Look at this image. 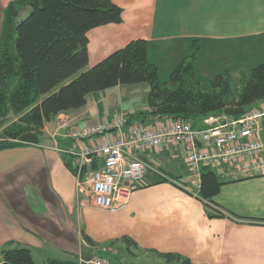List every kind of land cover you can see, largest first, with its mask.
<instances>
[{
	"label": "crops",
	"instance_id": "obj_1",
	"mask_svg": "<svg viewBox=\"0 0 264 264\" xmlns=\"http://www.w3.org/2000/svg\"><path fill=\"white\" fill-rule=\"evenodd\" d=\"M12 1L0 0V34ZM112 1L123 10V22L89 32V68L134 40L148 42L149 62L158 67L162 82L190 54L195 40L201 46L196 75L204 53L230 56L229 48L241 54L258 45L264 60V0ZM136 88L93 93L83 109L46 124L37 145L0 149V264L9 244L28 248L36 264H81L83 248L88 256L113 264H264V176L240 178L232 170H212L223 184L211 201L204 200L185 144L137 153L152 169L121 211L96 210L79 196L69 156L74 143L60 123L77 129L122 117L114 113L113 103L131 100ZM129 108L132 124L162 129L179 121L147 115L148 106ZM260 108L264 101L251 110ZM125 238L135 242V252L125 248ZM168 254L183 261L162 256Z\"/></svg>",
	"mask_w": 264,
	"mask_h": 264
},
{
	"label": "trees",
	"instance_id": "obj_2",
	"mask_svg": "<svg viewBox=\"0 0 264 264\" xmlns=\"http://www.w3.org/2000/svg\"><path fill=\"white\" fill-rule=\"evenodd\" d=\"M122 22L123 10L112 0H14L7 6L0 34V149L27 145L19 139L28 133L42 138L46 124L60 114L81 110L89 95L118 86L147 83V115L189 121L199 130L209 128L205 121L224 116L227 108L249 111L264 101V60L238 92L230 72L213 79L212 93L204 92L195 71L201 50L197 40L165 82L149 62L145 40H134L89 68V32ZM11 116L16 119L9 121ZM201 177L202 197L211 201L223 183L210 168H203ZM123 241L136 248L133 240ZM2 256L4 264H36L28 248L14 244ZM162 256L183 261L179 255Z\"/></svg>",
	"mask_w": 264,
	"mask_h": 264
},
{
	"label": "built area",
	"instance_id": "obj_3",
	"mask_svg": "<svg viewBox=\"0 0 264 264\" xmlns=\"http://www.w3.org/2000/svg\"><path fill=\"white\" fill-rule=\"evenodd\" d=\"M207 129H195L191 122L175 121L166 128L132 124L128 117L95 122L70 129L66 121L59 128L73 141L70 166L78 178L79 196L96 210L125 209L138 184L151 172V165L137 153L169 144L188 146V164L201 190L203 168L224 174L232 170L240 178L264 176V108L239 117H216L205 121ZM116 133L115 135H113ZM100 142L84 144L94 138ZM216 212H224L214 206ZM106 251V250H104ZM85 264H113L93 256Z\"/></svg>",
	"mask_w": 264,
	"mask_h": 264
},
{
	"label": "rangeland",
	"instance_id": "obj_4",
	"mask_svg": "<svg viewBox=\"0 0 264 264\" xmlns=\"http://www.w3.org/2000/svg\"><path fill=\"white\" fill-rule=\"evenodd\" d=\"M28 16V12H25L21 15L20 21L25 19ZM229 52L231 51V55H221L220 53L216 54H209L204 53L203 56L200 58L201 61L198 66L197 76L201 82L202 89L206 93H212V81L213 79L220 74L225 72H230L231 75L235 78L234 88L235 91H239L242 85L244 84L245 80L248 78L250 71L260 65L263 61L261 60L260 54H263L261 48L258 45H252L250 49H247L245 53L241 52V54H235L236 51H233V48L228 49ZM247 54L249 56H247ZM200 55V53H199ZM199 58V57H198ZM129 87V86H127ZM137 95L132 97L131 100H125L122 102L120 99L113 103L115 106L114 113L117 115L124 114L126 117H131L129 110L132 107V110H137L138 108L144 109L148 106V93H149V85L147 83L137 84ZM236 92V93H237ZM114 98V97H113ZM116 99V98H115ZM135 101L137 106L133 105ZM134 106V107H133ZM123 108V109H122ZM125 108V109H124ZM16 117L11 116L9 121L15 120ZM125 248L129 249L132 252L137 250L136 248L132 247L129 248L126 242ZM91 258V257H90ZM177 264V263H174Z\"/></svg>",
	"mask_w": 264,
	"mask_h": 264
},
{
	"label": "water",
	"instance_id": "obj_5",
	"mask_svg": "<svg viewBox=\"0 0 264 264\" xmlns=\"http://www.w3.org/2000/svg\"><path fill=\"white\" fill-rule=\"evenodd\" d=\"M246 113V109L243 107H234V108H227L224 110V115L226 117H235L241 116ZM20 142L26 144H34L37 145L39 143V139L37 135L33 133H28L20 137ZM90 260V256H88L87 251L85 248L82 249V264H85L87 261Z\"/></svg>",
	"mask_w": 264,
	"mask_h": 264
}]
</instances>
